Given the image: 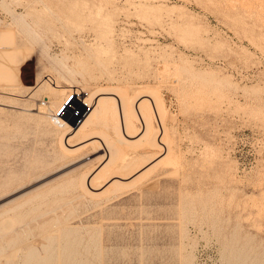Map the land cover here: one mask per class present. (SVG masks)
Here are the masks:
<instances>
[{
    "label": "rangeland",
    "instance_id": "rangeland-1",
    "mask_svg": "<svg viewBox=\"0 0 264 264\" xmlns=\"http://www.w3.org/2000/svg\"><path fill=\"white\" fill-rule=\"evenodd\" d=\"M99 90L145 138L64 148ZM0 264H264V0H0Z\"/></svg>",
    "mask_w": 264,
    "mask_h": 264
},
{
    "label": "bare ground",
    "instance_id": "bare-ground-1",
    "mask_svg": "<svg viewBox=\"0 0 264 264\" xmlns=\"http://www.w3.org/2000/svg\"><path fill=\"white\" fill-rule=\"evenodd\" d=\"M68 96H69V94L64 98L62 105L57 104L53 110L54 119L58 123L62 124L63 126H65L67 128L65 135H64V138H65L64 143L66 144L65 147L63 146L64 148L77 150L79 148V146L81 147L82 145L86 144L88 141H92L95 138L96 134H93L94 132L92 131L93 129H95V128H93V125L95 126V123L97 121H99L100 119L103 120V118H105L107 115L109 116L108 112L110 113V109L112 110V108L109 107V99L114 101V102L111 101V102H113L112 107H114V111H115V112L113 111L114 114L113 113L112 114L117 116V120L113 124L114 129L112 128L113 131L115 130L114 135L116 136V141H124L126 139L130 140L132 137H134L136 139H140V140L142 138L143 139L145 138V135L147 134V125H146L144 114H143L142 110L145 107L144 105H146V104H144L143 102L145 100H148L155 107V100H154L155 98L153 99V97H151L149 94L142 92V91H139L138 93H136L134 95V98L126 101V99H123L124 97L123 98L119 97L116 92H113L110 90H99L95 95L91 96V98H93L91 110H90V105L82 102L79 99L78 94L76 92L73 93V97L70 98L67 102ZM63 105H64V107L62 108ZM70 107H72V114H70V118H69L68 111H69ZM60 108H62L61 112L57 113ZM75 110L79 111L78 115L74 114ZM110 116H111V113H110ZM115 116H113V117H115ZM113 117H112V122L115 121V120H113ZM132 117H134L133 120L131 119ZM134 120H136V122L140 124V127L136 128L137 132L135 133V136H132V135H130V128L132 129V127H134V124H135ZM55 124H56V122H55ZM69 124L74 126V128L70 129ZM56 125H58V124H56ZM80 133H81V135L77 139L75 135H77V134L79 135ZM74 136L77 139V141H75L76 143L71 142V139ZM62 138H63V135H62ZM114 141H113V143L111 142L112 144H109L110 141L107 143V141L104 142V140H101V142L104 146L103 148H104L105 152L109 153V151L114 149V147H112V145L114 143H117ZM159 142H161V141H159ZM59 143H60V141H59ZM114 145H116V144H114ZM111 155H113V153ZM111 155H109V156L107 155L108 158L110 157V160H111ZM107 157L105 158V160L102 161L103 165H105L107 163V161L109 160ZM100 165H102V164L100 163ZM141 171H142V168L136 167L130 172V174L128 173V175H125V176L124 175L120 176L121 174L120 175H114L113 174L114 176L109 177L108 182H110L116 178H118V179H130V178L135 177L138 174H140ZM94 174L95 173H93V172L90 175L88 174L89 175V177L87 178L88 185L90 184L89 181H91ZM125 181L127 182V180H125ZM90 188L93 189V187H90Z\"/></svg>",
    "mask_w": 264,
    "mask_h": 264
}]
</instances>
